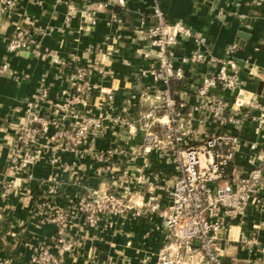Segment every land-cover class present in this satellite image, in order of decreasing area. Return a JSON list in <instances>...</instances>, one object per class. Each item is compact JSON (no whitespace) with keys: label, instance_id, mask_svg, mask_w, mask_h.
<instances>
[{"label":"crops","instance_id":"crops-1","mask_svg":"<svg viewBox=\"0 0 264 264\" xmlns=\"http://www.w3.org/2000/svg\"><path fill=\"white\" fill-rule=\"evenodd\" d=\"M159 5L167 21L182 22L205 39L203 46L190 38L174 48L178 64L182 56L198 50L207 58L202 64L182 65L186 80L172 84L174 97L186 103L187 110L197 102L201 75L215 69L208 60L226 57L235 43L233 56L241 69L242 85L264 107V0H159ZM152 6L153 0H16L12 12L0 7V63L10 66L0 77V264L11 258L6 248L25 264H33L31 257L42 246L57 252L55 226L46 219L47 209L39 210L40 199L69 208L86 190H111L110 178L100 173L95 154L86 147L81 149L85 152L61 151L55 155L57 162H52L49 147L30 177L12 164L19 151L17 132L27 123L28 101L41 87L48 89L50 102L74 93L77 66L90 70L92 85L79 107L80 115L104 120L96 152L112 150L110 166L116 174L128 170L135 178L143 173L146 182L135 197L137 207L125 216L102 219L91 227L83 215H77L76 246L60 264H155L164 232L159 219L139 214L138 206L154 195L165 205V191L153 192L152 183L158 175L157 183L165 184L174 167L157 153L145 155L137 148L142 134L139 113L159 102L151 61L140 52V31L153 23ZM17 28L36 39L38 54L8 51L7 43ZM104 91L111 93L112 100ZM222 95L233 101L232 93ZM125 107L133 127L113 126L112 119L122 115ZM258 114L250 112L238 130L241 145L231 166L234 181L245 178L264 154V129L256 131ZM75 120L66 118L64 126ZM208 129L213 132L215 127ZM146 163L149 167L141 172ZM55 181L58 192L48 197ZM253 236L258 245L246 244L245 238ZM259 247H264V213L251 208L227 229L221 264H264ZM11 264L18 263L12 259Z\"/></svg>","mask_w":264,"mask_h":264},{"label":"built area","instance_id":"built-area-1","mask_svg":"<svg viewBox=\"0 0 264 264\" xmlns=\"http://www.w3.org/2000/svg\"><path fill=\"white\" fill-rule=\"evenodd\" d=\"M15 5L16 0H0V7L9 12ZM152 17L153 23L140 31V52L151 61L150 72L159 84L156 93L159 102L139 113L142 134L137 148L145 155L157 153L174 171L165 184L157 183L158 175L154 177L155 184L152 183L153 192L165 191V205L154 195L149 202L138 206V213L157 217L164 232L155 264H221V243L231 222L245 217L251 208L264 213V154L245 178L234 181L231 174L241 145L238 130L249 113L256 110L259 113L255 117L256 131L260 133L264 129V107L242 85L241 69L233 56L237 50L235 43L226 57L208 60L215 69L201 75L195 92L197 102L187 110V104L174 97L172 84L186 80L182 65L202 64L207 58L198 50L182 56L178 64L174 48L181 40L190 38L203 46L205 39L182 22L167 21L159 0H153ZM7 49L11 53H39L36 39L21 28L9 39ZM9 71L8 63H0V77ZM74 71V93L61 101L50 102L48 89L41 87L28 101L27 123L17 132L19 151L12 164L30 177L49 147L52 162H57L55 155L61 151L88 150L95 154L100 173L110 178L111 190H86L69 208L38 201L39 210L47 209L46 219L55 226L53 242L57 252L42 246L32 255L33 264H60L65 255L73 252L77 242L74 230L77 215H83L94 227L102 219L131 213L137 207L134 200L138 189L146 182L143 173L135 178L128 170L116 174L110 166L112 150L96 152L94 145L104 132V120L91 114L81 117L79 107L92 91L90 70L77 66ZM219 91L232 93L233 101L225 100ZM105 93L112 100L111 93ZM122 113L112 119L113 126L132 128L128 109L123 108ZM69 117L76 119L75 122L64 126V120ZM210 126L215 127L213 132L209 131ZM147 167L149 163L144 164L141 172ZM57 185L55 181L48 197L57 194ZM245 242L258 245L255 236L245 238ZM258 251L264 258V247ZM11 263L9 257L2 261V264Z\"/></svg>","mask_w":264,"mask_h":264},{"label":"trees","instance_id":"trees-1","mask_svg":"<svg viewBox=\"0 0 264 264\" xmlns=\"http://www.w3.org/2000/svg\"><path fill=\"white\" fill-rule=\"evenodd\" d=\"M174 83H176V81L173 82V84H174ZM38 200H39V199H38ZM40 201L43 202V199H40ZM6 250H7V254H8V256H10L15 262H17L18 264H25V263L22 261V259H21L17 254H15V252H14L12 249L6 248Z\"/></svg>","mask_w":264,"mask_h":264}]
</instances>
